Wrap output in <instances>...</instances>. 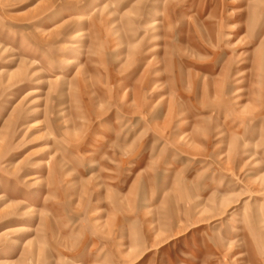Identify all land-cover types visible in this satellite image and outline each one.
Listing matches in <instances>:
<instances>
[{"label":"rangeland","instance_id":"rangeland-1","mask_svg":"<svg viewBox=\"0 0 264 264\" xmlns=\"http://www.w3.org/2000/svg\"><path fill=\"white\" fill-rule=\"evenodd\" d=\"M0 264H264V0H0Z\"/></svg>","mask_w":264,"mask_h":264},{"label":"bare ground","instance_id":"bare-ground-1","mask_svg":"<svg viewBox=\"0 0 264 264\" xmlns=\"http://www.w3.org/2000/svg\"><path fill=\"white\" fill-rule=\"evenodd\" d=\"M5 262V261H4Z\"/></svg>","mask_w":264,"mask_h":264}]
</instances>
